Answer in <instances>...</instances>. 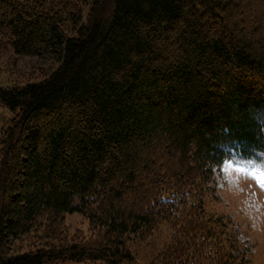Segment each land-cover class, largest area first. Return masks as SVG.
Masks as SVG:
<instances>
[{"label":"trees","instance_id":"obj_1","mask_svg":"<svg viewBox=\"0 0 264 264\" xmlns=\"http://www.w3.org/2000/svg\"><path fill=\"white\" fill-rule=\"evenodd\" d=\"M104 4L0 0L1 44L57 64L0 87V264H141L130 244L164 224L152 264H248L205 198L225 160H264V43L238 0ZM162 145L175 167L149 158ZM70 213L89 234L69 236Z\"/></svg>","mask_w":264,"mask_h":264},{"label":"rangeland","instance_id":"obj_2","mask_svg":"<svg viewBox=\"0 0 264 264\" xmlns=\"http://www.w3.org/2000/svg\"><path fill=\"white\" fill-rule=\"evenodd\" d=\"M242 17L239 25L246 26L247 32L264 43V0H238ZM112 8V0H105L103 14ZM254 15L258 17L254 18ZM1 40V39H0ZM57 64L48 56H22L7 50L0 42V87L22 86L44 79ZM12 114L0 105V132L5 128ZM149 158L158 164H171L175 167L179 154L168 145H162L150 153ZM236 179L226 184L217 174V194H208L205 209L208 216H228L232 219L231 228H237L241 240L250 246L248 264H264V187L255 178L264 168L254 166L250 160H233ZM142 190V189H141ZM138 194H141L139 190ZM65 225L70 237L89 234L90 223L80 213H70L65 217ZM172 237V229L164 224L151 237L135 240L130 245L141 264L154 263L155 256Z\"/></svg>","mask_w":264,"mask_h":264},{"label":"clouds","instance_id":"obj_3","mask_svg":"<svg viewBox=\"0 0 264 264\" xmlns=\"http://www.w3.org/2000/svg\"><path fill=\"white\" fill-rule=\"evenodd\" d=\"M251 163L260 168H264V160L253 159L250 160ZM219 174L221 179L227 184L229 180L236 179L235 177V165L230 160H225L224 163L219 167V169H215L213 172V178Z\"/></svg>","mask_w":264,"mask_h":264},{"label":"snow or ice","instance_id":"obj_4","mask_svg":"<svg viewBox=\"0 0 264 264\" xmlns=\"http://www.w3.org/2000/svg\"><path fill=\"white\" fill-rule=\"evenodd\" d=\"M255 178L259 181L262 187H264V171H261Z\"/></svg>","mask_w":264,"mask_h":264}]
</instances>
